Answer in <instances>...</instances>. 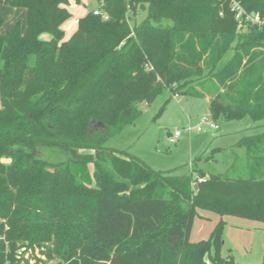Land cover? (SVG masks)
I'll list each match as a JSON object with an SVG mask.
<instances>
[{
	"label": "trees",
	"instance_id": "trees-1",
	"mask_svg": "<svg viewBox=\"0 0 264 264\" xmlns=\"http://www.w3.org/2000/svg\"><path fill=\"white\" fill-rule=\"evenodd\" d=\"M96 1L68 39V0L9 2L26 18L0 34V264H236L222 217L264 225V131L236 175L194 179L105 144L204 70L215 122H264V0ZM198 211L221 218L191 242Z\"/></svg>",
	"mask_w": 264,
	"mask_h": 264
},
{
	"label": "rangeland",
	"instance_id": "rangeland-1",
	"mask_svg": "<svg viewBox=\"0 0 264 264\" xmlns=\"http://www.w3.org/2000/svg\"><path fill=\"white\" fill-rule=\"evenodd\" d=\"M9 2L10 0H2L0 3V34L11 29L17 22L21 31L25 29V9L11 7ZM66 7L70 17L65 25L74 24L88 10H99L96 0H70ZM237 18L241 21L240 13ZM76 28L77 24L73 30L64 29V38L68 39ZM216 87L213 78L204 70L201 76L193 78L182 89L171 92L166 88L150 105H140L138 118L105 145L136 157L155 171H163L176 177L191 176L194 179L195 170H202L207 174L236 175L230 166L236 155L243 158L244 154L242 149L235 148V144L243 136L263 132V121L253 122L249 117L217 121V131L186 132L187 127L194 126L201 117L209 116L206 95L215 91ZM176 92L179 94L178 98L172 96ZM175 132H180L181 137L171 143L168 134L173 135ZM238 173L246 176L245 172ZM198 213L201 216L195 215L192 220L189 233L191 242L207 239L221 218L212 213ZM222 220L225 225L222 229L221 256L232 257L236 264L264 262V225L230 216L222 217ZM40 248L28 251L25 257H39Z\"/></svg>",
	"mask_w": 264,
	"mask_h": 264
},
{
	"label": "built area",
	"instance_id": "built-area-1",
	"mask_svg": "<svg viewBox=\"0 0 264 264\" xmlns=\"http://www.w3.org/2000/svg\"><path fill=\"white\" fill-rule=\"evenodd\" d=\"M95 15L98 14L97 11L93 12ZM106 18V17H104ZM175 98H178L179 96L177 94H173L172 95ZM219 130V126L218 124L209 116H203L200 118V120L194 125V126H189L186 129V132L191 133L193 131L199 132V133H204V132H208V131H217ZM181 137V133L180 132H175L173 135H170L169 138V142L171 143H175L178 138Z\"/></svg>",
	"mask_w": 264,
	"mask_h": 264
},
{
	"label": "crops",
	"instance_id": "crops-1",
	"mask_svg": "<svg viewBox=\"0 0 264 264\" xmlns=\"http://www.w3.org/2000/svg\"><path fill=\"white\" fill-rule=\"evenodd\" d=\"M8 1V0H7ZM2 2V0H0V3ZM70 2V0H68V3ZM96 9V8H95ZM95 9H93V10H88L84 15H80L79 17H78V19H80L81 17H83V16H85L87 13H89V12H91V11H94ZM24 13H26V11H24ZM78 19L75 21V23L74 24H71V25H65V23L62 25V30L64 31V29L66 30V28L67 29H70V30H73V28H75V26H76V24H77V21H78ZM67 26V27H66ZM10 30V29H9ZM8 30V31H9ZM75 31V30H74ZM73 31V32H74ZM7 32V31H6ZM6 32H4V33H6ZM72 32V33H73ZM1 34H3V33H1ZM47 36L46 35H42L41 36V38L42 39H44V40H47V39H49L48 37L46 38ZM207 99V102L209 103V99L208 98H206Z\"/></svg>",
	"mask_w": 264,
	"mask_h": 264
},
{
	"label": "water",
	"instance_id": "water-1",
	"mask_svg": "<svg viewBox=\"0 0 264 264\" xmlns=\"http://www.w3.org/2000/svg\"><path fill=\"white\" fill-rule=\"evenodd\" d=\"M170 135H171V134H168V137H169ZM194 188H196V186H195ZM38 248H40V246H38Z\"/></svg>",
	"mask_w": 264,
	"mask_h": 264
}]
</instances>
